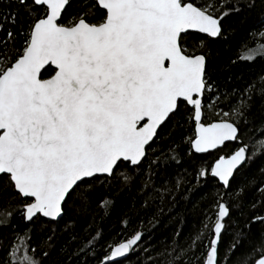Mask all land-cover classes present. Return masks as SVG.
I'll return each instance as SVG.
<instances>
[{"label": "snow or ice", "instance_id": "1", "mask_svg": "<svg viewBox=\"0 0 264 264\" xmlns=\"http://www.w3.org/2000/svg\"><path fill=\"white\" fill-rule=\"evenodd\" d=\"M244 33L264 41V0H0V264H264V43ZM181 202L185 244L127 232Z\"/></svg>", "mask_w": 264, "mask_h": 264}, {"label": "trees", "instance_id": "2", "mask_svg": "<svg viewBox=\"0 0 264 264\" xmlns=\"http://www.w3.org/2000/svg\"><path fill=\"white\" fill-rule=\"evenodd\" d=\"M242 40H247L250 47H255L258 42L264 43L258 37L256 39L250 38L247 33L241 34L237 38V42ZM233 50L236 51V48ZM204 191L210 195L212 191L211 185L205 186ZM185 208L188 210L185 211ZM149 219H151V210L142 214L143 223L134 219L128 226L127 232L130 234L135 229H142L146 233V239L151 246L162 250L171 245L174 240L181 245L185 244L189 237L200 228L201 217L199 215V206L193 210L191 206L181 202L177 210L171 214L165 209V214L158 218L159 223L150 224L148 223ZM104 225L107 232H112V229L116 227L115 216L112 220L104 221ZM177 232H179L178 237L176 235ZM107 238L112 239L113 237ZM128 264H134V260L128 262Z\"/></svg>", "mask_w": 264, "mask_h": 264}]
</instances>
